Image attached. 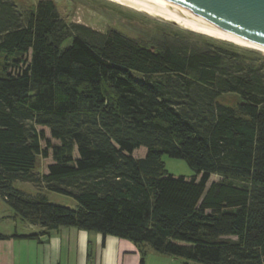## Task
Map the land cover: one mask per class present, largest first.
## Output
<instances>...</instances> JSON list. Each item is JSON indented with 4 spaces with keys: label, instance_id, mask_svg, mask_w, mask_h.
Returning a JSON list of instances; mask_svg holds the SVG:
<instances>
[{
    "label": "trees",
    "instance_id": "trees-1",
    "mask_svg": "<svg viewBox=\"0 0 264 264\" xmlns=\"http://www.w3.org/2000/svg\"><path fill=\"white\" fill-rule=\"evenodd\" d=\"M0 54L15 64L29 55L18 73L0 67V197L39 227L11 236L73 226L130 240L139 264L148 245L189 264H264L260 53L183 33L143 43L66 22L52 0L24 13L0 0ZM36 126L58 143L42 147ZM140 146L144 156H132ZM49 147L52 162L37 174ZM162 154L195 175L169 174ZM211 174L220 179L207 185ZM14 181L77 205L26 195Z\"/></svg>",
    "mask_w": 264,
    "mask_h": 264
},
{
    "label": "rangeland",
    "instance_id": "rangeland-1",
    "mask_svg": "<svg viewBox=\"0 0 264 264\" xmlns=\"http://www.w3.org/2000/svg\"><path fill=\"white\" fill-rule=\"evenodd\" d=\"M15 7L21 11L26 12L31 6L35 5L38 0H12ZM55 3L59 16L66 22H75L83 24L90 28H93L100 32H106L109 29H114L121 34L135 38L143 43H150L159 40L164 33H183L186 36L192 38L194 42H211L221 45L234 46L235 48L243 51H255L260 53L264 58V52L247 48L234 44L229 41L221 40L218 38L210 37L207 35L199 34L188 29L181 27L180 25L162 19L157 16L147 14L143 11L136 10L127 5H122L111 0H52ZM71 38L66 39L62 45L70 43ZM29 58V55L24 56L22 62L17 64L14 61H3L0 54V67L8 66L7 71L11 73L20 72L25 64V61ZM136 75V74H135ZM38 130L44 131V139L40 140L42 147L48 145L57 144L58 140L50 136L47 127L36 126ZM146 152L144 146H140L133 150L132 156L143 157ZM74 157H77V151L74 149ZM164 165L165 170L173 176H183L185 178H191L195 175L192 167L186 160L181 158L170 157L167 154H162L160 158ZM52 162L51 147L48 148L47 157H39L38 165L35 169L37 174H41L47 171V165ZM199 178V176L197 177ZM220 176L211 174L207 181L209 185L212 181L219 180ZM13 186L23 192L26 195H34L38 192H42L46 195L47 200L50 203L60 204L75 208L77 202L69 195L57 193L54 191L46 190L42 187H38L30 182L14 181ZM13 221H15L16 226ZM25 220H22L19 216L14 214V211L5 203L0 197V234L25 232L32 230L27 229ZM149 246V245H148ZM151 248V247H149ZM151 252H146L145 261L146 264H189L190 262L180 257H169L164 253H159L151 248ZM199 264V263H195Z\"/></svg>",
    "mask_w": 264,
    "mask_h": 264
},
{
    "label": "crops",
    "instance_id": "crops-1",
    "mask_svg": "<svg viewBox=\"0 0 264 264\" xmlns=\"http://www.w3.org/2000/svg\"><path fill=\"white\" fill-rule=\"evenodd\" d=\"M27 229L33 233L39 227L27 224ZM27 233L0 234L6 235L0 237V264H139L140 246L124 238L73 226L60 227L38 238L11 236ZM143 248L145 254L152 251L148 246Z\"/></svg>",
    "mask_w": 264,
    "mask_h": 264
},
{
    "label": "water",
    "instance_id": "water-1",
    "mask_svg": "<svg viewBox=\"0 0 264 264\" xmlns=\"http://www.w3.org/2000/svg\"><path fill=\"white\" fill-rule=\"evenodd\" d=\"M264 47V0H143Z\"/></svg>",
    "mask_w": 264,
    "mask_h": 264
},
{
    "label": "bare ground",
    "instance_id": "bare-ground-1",
    "mask_svg": "<svg viewBox=\"0 0 264 264\" xmlns=\"http://www.w3.org/2000/svg\"><path fill=\"white\" fill-rule=\"evenodd\" d=\"M111 1L117 2V3L122 4V5H127L129 7L136 9V10L143 11L147 14L157 16V17H160V18L168 20V21H172V22H174V23L180 25L181 27L188 29L190 31H193V32H196L199 34H203V35H207L210 37L218 38L221 40L229 41V42H232V43L240 45V46H244L247 48H252V49L264 52L263 46L253 44L251 42L245 41L243 39L232 36V35L227 34L225 32H222V31H219L217 29H214V28L208 27L206 25L200 24L198 22L189 20L187 18H184V17L179 16L177 14H174L172 12H169L165 9L157 7L153 4L145 2L143 0H111Z\"/></svg>",
    "mask_w": 264,
    "mask_h": 264
}]
</instances>
